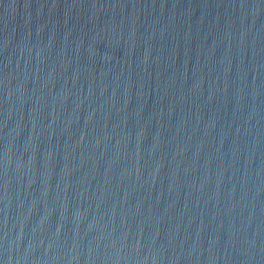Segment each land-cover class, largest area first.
<instances>
[{
    "label": "water",
    "instance_id": "1",
    "mask_svg": "<svg viewBox=\"0 0 264 264\" xmlns=\"http://www.w3.org/2000/svg\"><path fill=\"white\" fill-rule=\"evenodd\" d=\"M0 264H264V0H0Z\"/></svg>",
    "mask_w": 264,
    "mask_h": 264
}]
</instances>
